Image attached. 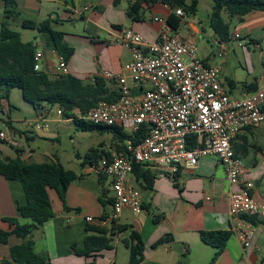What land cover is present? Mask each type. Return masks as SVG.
Here are the masks:
<instances>
[{"label": "crops", "instance_id": "0c3cea01", "mask_svg": "<svg viewBox=\"0 0 264 264\" xmlns=\"http://www.w3.org/2000/svg\"><path fill=\"white\" fill-rule=\"evenodd\" d=\"M135 1L16 0L15 11L19 16L6 19L5 10L8 6L6 0H0V29L2 24L7 22L11 30L20 33L24 42L34 41L37 51L43 53L41 70L54 76L58 52L47 46L46 35L37 29L25 28L22 25L24 21L41 23L52 19V29L63 32L66 43L73 49V54L67 62L69 74L91 81L100 77L104 71L120 72L132 61L131 49L121 42L124 30L133 29L146 41L154 42L164 28L163 23L155 21L154 18L167 20L168 15L173 12L161 2L142 4L140 17L134 20L128 15V11ZM191 16L185 15L180 24L178 32L181 38L195 43L198 56L209 65H220L221 75L225 74L228 64L226 54L223 59L219 58L208 44H201L199 40L207 36L208 30L201 20L195 19L196 15ZM235 20L238 22L235 32L240 34V39H248L250 44L264 54V11L249 13L243 21L240 18ZM210 29L212 37L216 40L212 28ZM220 44L221 48L228 49L226 43ZM250 68L248 64L247 74L243 77H221L230 97L243 98L264 89V70L256 72L254 66L252 70ZM108 85L115 89L114 84ZM0 90L4 92L2 86ZM134 91L139 92L138 88H134ZM9 97L7 104L10 111ZM3 99L5 97L0 95V100ZM43 104L36 110L43 109ZM75 114L78 116V109ZM36 116L34 123L29 124L30 128L49 133L47 117L41 111H38ZM62 117L66 119L65 123L73 121L64 115ZM8 121L14 130L7 126L0 130L8 131L18 142L21 132L10 119L6 122ZM27 130L29 133L25 134L26 138L33 140L36 137L33 130ZM233 145L246 167L242 180L253 183L252 196L264 204V124L244 130L234 139ZM3 146L5 145L0 144L1 157L15 158L7 154ZM19 146L18 142L16 148H20L21 158L26 162L43 163L55 159L56 154H51L44 155L43 159H39L41 161H36L37 152L33 147L25 151ZM103 150L109 155L115 152L110 144L104 146ZM76 156L78 157V154ZM59 161L61 162L60 159ZM82 161L79 163L80 171H74L82 176L69 185L66 193L67 208L56 193L50 190L54 216L34 230L31 236L36 252L47 256L51 264H130V251L124 242L129 239L132 231L140 235L145 245L144 260L138 264H210L216 250L201 239V232L208 231L231 233L215 264H264V218L256 219L255 234L250 246L244 247L239 238L231 232L234 221L229 214V184L224 168L214 155L201 157L195 167H181L176 175L143 167L150 172L149 182L143 178L138 179L133 172L130 180L140 192L142 212L135 214L130 209L123 210L115 225L125 229L114 231L111 248L89 256L78 255L75 249H84L85 239L89 235L88 225L106 230L112 225V222L107 221L112 214V205L104 208L101 202L104 195L111 197L110 180L86 174ZM61 164L64 166L62 162ZM232 189L240 190L241 185L233 186ZM26 204L22 184L0 176V228L10 229L9 224L2 221L4 217L17 218L21 224L32 223L30 218L23 217L18 210V206ZM87 217H92L93 221L87 222ZM164 237L171 239L157 247L153 246ZM22 242L21 238L12 235L8 244H1L0 262L10 259V248Z\"/></svg>", "mask_w": 264, "mask_h": 264}, {"label": "built area", "instance_id": "2783aa9c", "mask_svg": "<svg viewBox=\"0 0 264 264\" xmlns=\"http://www.w3.org/2000/svg\"><path fill=\"white\" fill-rule=\"evenodd\" d=\"M172 11L185 17L180 8ZM154 20L164 25L157 39L148 42L133 29L124 30L121 42L131 49L132 61L120 72L100 75L115 85L118 99L100 101L77 116L97 126L120 128L129 135L145 129L146 136L140 144L128 147V155L111 151L83 170L110 180L112 214L107 221L115 223L125 209L142 212L140 192L130 180L134 164L176 175L181 167H195L201 157L214 155L229 184V214L234 221L231 232L248 247L255 234V224L249 218L263 219L264 204L252 196L253 183L242 180L246 167L233 141L244 130L264 124V89L243 98L230 97L221 80L220 65L207 64L198 56L196 44L183 40L166 19ZM233 38L239 40L240 34L235 32ZM214 43L218 45L216 55L223 59L227 48H221L216 40ZM58 55L56 78L69 74L67 62ZM42 58L43 53L37 51L35 71L41 70ZM58 114L62 116L63 111L58 110ZM0 139L18 146L6 130L0 131ZM236 185L241 189L233 190ZM86 221L91 223L93 218Z\"/></svg>", "mask_w": 264, "mask_h": 264}, {"label": "trees", "instance_id": "16d2710c", "mask_svg": "<svg viewBox=\"0 0 264 264\" xmlns=\"http://www.w3.org/2000/svg\"><path fill=\"white\" fill-rule=\"evenodd\" d=\"M212 1L210 26L216 40L220 43H227L231 34L230 22L224 18V14L231 18H240L243 21V18L249 13L264 11V0ZM158 2L168 4L172 10L180 8L186 16L195 15L198 9V0H136L131 4L128 15L137 20L140 17L139 12L142 4ZM6 4L8 6L5 10L6 19L18 17L19 13L15 11L16 0H6ZM182 20L183 18L172 12L167 17V24L173 30L178 31ZM52 22V19L41 23L24 21L22 25L25 28L37 29L46 35L47 46L57 51L68 62L73 54V49L66 43L63 32L52 29ZM36 52L37 47L34 41L24 42L20 33L11 30L7 22L2 24L0 29V86L4 88V97H9L13 89H20L24 100L32 104L35 109H39L43 103L58 106L65 117L72 118L84 131L99 128L112 133V147L117 152L128 155L130 145L136 146L143 141L146 136L145 129H141L134 135H129L117 127L97 126L79 119L75 114L76 109L79 110V113L85 114L100 101H116L118 93L101 77L95 78V81L92 82L71 74L56 78L45 71H35ZM6 126L14 130L10 121L6 122ZM0 144L9 145L1 139ZM21 152L19 148H16L15 158L1 157L0 155V176L8 180L19 181L22 184L27 204L18 206V210L23 217L30 218L32 223L21 224L14 217L2 218V221L9 224L10 229L0 228V245L8 244L12 235L21 238L23 242L12 246L10 259H4L0 264H51L47 256L36 252L31 240L32 233L54 216L49 191H54L65 206L69 185L80 179L82 175L66 169L57 156L49 162H26L21 158ZM104 154L109 156L105 150L92 149L85 155L82 168L88 163L97 161ZM149 170H144L140 164H134L133 172L138 179L143 178L149 182L151 179ZM101 202L103 207L107 208L112 205V198L104 195ZM65 208L67 207L65 206ZM249 220L256 223L255 218H249ZM116 229L121 230L125 227L116 226L114 222L109 230L88 225L89 235L85 239L84 249H75L76 253L81 256H89L103 249L111 248L113 246L112 235ZM230 234L228 231L201 232L202 241L216 250L210 264H215L218 256L224 250ZM170 239L164 237L153 246L157 247ZM124 243L130 251V264H138L144 260L145 245L137 232L132 231L129 239Z\"/></svg>", "mask_w": 264, "mask_h": 264}, {"label": "rangeland", "instance_id": "374dc122", "mask_svg": "<svg viewBox=\"0 0 264 264\" xmlns=\"http://www.w3.org/2000/svg\"><path fill=\"white\" fill-rule=\"evenodd\" d=\"M212 6V0H198V9L195 14L197 18L195 19L201 20L204 27L208 30L207 36L199 41L202 45L208 44L211 51L215 54L218 45L214 43V38L210 31ZM191 18L194 17L191 16ZM224 18L230 22L231 34L230 40L226 43L228 47L226 52L228 64L225 74L221 75V77L223 79L224 77L231 78L234 75L243 77L247 74L248 64L251 67L250 70H252L253 66L256 68V72L264 70V54L261 50L250 44L248 39H234L233 35L238 22L227 14H224ZM2 92L0 90V95L4 94ZM9 104L10 111L8 110L7 97L2 101L0 100V129L5 128V122L10 119L21 132L18 137L19 147L25 151H29V147H33L37 152L36 161H41L39 159H43L44 155L56 154L55 156L61 160L66 168L80 171V161L92 149L103 150L106 145L110 144L112 146V133L99 128L84 131L74 121L65 123L66 119L58 114V106L43 104V109L36 110L32 104L24 100L20 89H14L10 93ZM38 111H41L47 117L50 127L49 133H44V131L37 128H30L29 124L36 120ZM27 128L33 130L32 132L36 136L35 140L33 139L34 141L26 138L25 134L29 133L28 130L26 131ZM3 149L10 156L16 157V147L5 145ZM77 154L78 157L76 156Z\"/></svg>", "mask_w": 264, "mask_h": 264}]
</instances>
